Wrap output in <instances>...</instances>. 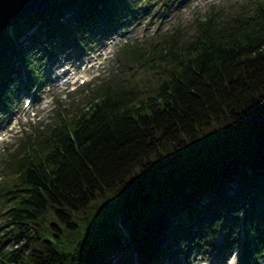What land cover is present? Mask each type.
Segmentation results:
<instances>
[{
    "label": "trees",
    "instance_id": "16d2710c",
    "mask_svg": "<svg viewBox=\"0 0 264 264\" xmlns=\"http://www.w3.org/2000/svg\"><path fill=\"white\" fill-rule=\"evenodd\" d=\"M157 4L57 0L6 29L0 106L18 99L20 81L45 82L40 47L83 45ZM131 50L120 81L83 88V101L60 105L9 151L0 264H168L219 238L261 257L264 0L213 8Z\"/></svg>",
    "mask_w": 264,
    "mask_h": 264
},
{
    "label": "rangeland",
    "instance_id": "374dc122",
    "mask_svg": "<svg viewBox=\"0 0 264 264\" xmlns=\"http://www.w3.org/2000/svg\"><path fill=\"white\" fill-rule=\"evenodd\" d=\"M159 1V2H158ZM166 5L162 6L159 5L152 14L148 15L147 11L144 13V18L140 19L138 22L135 23H128L126 25H117V26H113L109 29H101L100 32L95 33V35L93 36V38L90 40L92 41V44L94 45H99L100 41L103 43L104 40L106 39L107 36H109L110 34H116L117 35H124L126 38H135V37H139L140 39L144 36V39H148V40H144L142 43H140L138 45V48L133 49L132 52L141 50L146 52L149 48H150V43L152 41H154L156 38H158L160 35H162L164 32H166L167 30H171L173 28L179 27L181 25L184 24H188L190 22V20L193 18V16H200L202 14H204L207 10V0H195L194 2H190L189 0H163ZM192 1V0H191ZM226 1H232L230 3H226L225 4V9L229 10V9H234L237 8L239 5L243 4L246 0H224V2ZM236 1H241V2H236ZM161 3V0H155V3ZM157 4V5H158ZM156 5V6H157ZM155 6V7H156ZM143 15V14H141ZM150 29V31H148ZM100 39V40H99ZM91 46H87V47H83V46H76L74 48H64V49H57L56 52H52L50 54L46 53L45 49L42 50L45 51V55L44 58L46 56H50V58H52L51 60H49L47 63V65L52 64L53 60L55 57H59L62 56L63 60H65L66 56L68 54H77L79 52H88ZM115 44L113 45V47L110 48V52L107 55L109 56L110 54V59H112L113 57V53L115 51ZM114 50V51H113ZM133 57L132 53L130 54L129 58L127 59V61L131 60ZM113 61H111L109 63V66H111ZM46 63L44 62V65H46ZM47 70V74H48V67H45ZM119 68V66L117 67ZM124 68V65L121 66V70L119 69V73L117 76L118 81H120L124 76L122 73V70ZM42 71H44L43 69V62H42V66H41ZM82 69V68H81ZM109 69V67L107 68V70ZM74 71V70H73ZM83 73H81V77L85 78L87 75H89L86 71H82ZM49 75V74H48ZM50 81V79H49ZM52 83V82H51ZM51 83H49L50 87H53V85H51ZM20 90H19V98H21V105H15L14 107H12V110L9 114L5 113L4 111H0V138L1 139H7V138H11L14 135L15 130L17 129V120L14 122V124L11 127H6L8 126V124H4L3 121L5 120L6 122H11V117L10 114L12 113H16V112H25L27 109H29L28 107H24V103L26 102V97L28 94V90L26 88V85L23 82H20ZM49 87L44 86V85H40L39 86V93L45 94L42 97H38V99H44L47 97L49 99H52V97L48 96L50 95H55L56 97H59L60 100H63L62 102H69L70 100L64 98L66 96H64L63 94L60 95V91L59 90H50L48 89ZM55 97V98H56ZM77 101V98L75 99ZM41 102H39V100L36 101V103L34 105H32V107H34L36 110H41ZM30 107V106H29ZM33 109V110H35ZM54 109H55V105L52 108V114L54 116ZM29 112V111H28ZM27 112V113H28ZM43 112V111H42ZM3 114V115H2ZM18 119H21V117H19ZM13 128V131H10V129ZM8 129L9 131L7 133H5L4 131ZM12 133V134H11ZM13 145H9V146H5L4 149L2 150L1 156H0V162H3L9 151L7 148L11 149ZM11 147V148H10ZM15 147V145L13 146ZM5 163V162H4ZM4 163L2 165V167H4ZM1 211L0 210V216H1ZM1 220V217H0ZM8 231V227L4 226L2 229H0V235L3 233H6ZM224 243V239L223 238H219L217 243H216V247L215 249L212 250H207L204 254L201 253V251H195V253H191V259L186 258L184 256H181V253L178 254V257H176V259L171 260L169 264H231V262L233 264H236L237 262L239 263H244L245 262L243 260H241L242 258V250H241V246L240 248L236 247L232 252H230L227 247L223 245ZM9 248H11L12 244H8ZM250 264H253L252 259L250 260ZM264 264V263H262Z\"/></svg>",
    "mask_w": 264,
    "mask_h": 264
},
{
    "label": "water",
    "instance_id": "95a60500",
    "mask_svg": "<svg viewBox=\"0 0 264 264\" xmlns=\"http://www.w3.org/2000/svg\"><path fill=\"white\" fill-rule=\"evenodd\" d=\"M56 0H0V34Z\"/></svg>",
    "mask_w": 264,
    "mask_h": 264
}]
</instances>
